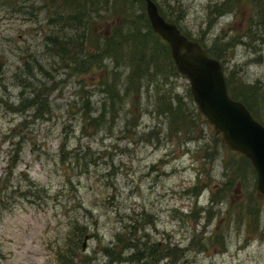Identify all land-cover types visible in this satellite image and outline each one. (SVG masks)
I'll return each mask as SVG.
<instances>
[{"label":"rangeland","instance_id":"rangeland-1","mask_svg":"<svg viewBox=\"0 0 264 264\" xmlns=\"http://www.w3.org/2000/svg\"><path fill=\"white\" fill-rule=\"evenodd\" d=\"M81 1L69 24L56 21L61 0H0V264H66L56 250L75 223L74 264H264L249 159L215 133L160 41L148 37L153 60L130 73L127 28L146 34L144 2ZM154 1L211 48L228 90H255L264 125V12L253 0Z\"/></svg>","mask_w":264,"mask_h":264},{"label":"water","instance_id":"water-1","mask_svg":"<svg viewBox=\"0 0 264 264\" xmlns=\"http://www.w3.org/2000/svg\"><path fill=\"white\" fill-rule=\"evenodd\" d=\"M149 25L169 46L177 71L189 81L190 93L200 113L220 134L228 148L240 152L256 172V189L264 195V125L227 89L221 62L210 55L198 40L183 34L167 20L154 0H144ZM87 235L81 250H85Z\"/></svg>","mask_w":264,"mask_h":264},{"label":"trees","instance_id":"trees-1","mask_svg":"<svg viewBox=\"0 0 264 264\" xmlns=\"http://www.w3.org/2000/svg\"><path fill=\"white\" fill-rule=\"evenodd\" d=\"M55 1L56 0H50V2H52V3H54ZM134 1H137V0H134ZM138 1L144 2V0H138ZM253 1H254V10H255L256 14L263 13L264 11L261 10V4L263 3V5H264V0H253ZM60 3H62V5L64 6V8L66 9L67 12L65 15H61L64 12L56 15L57 23H59V21L61 19H65L67 21V23H69V24L73 23V17H72L73 15H71V12H73L76 8H81V7L84 8L85 7L81 0H61ZM81 9H79L77 13L74 12V18L76 19V21L78 23L86 22L85 20L88 18V12H84ZM159 12H160V10H159ZM161 14L166 19H168L163 13H161ZM260 18L261 17L259 16V20H260ZM168 20L172 21L170 19H168ZM146 22H147L146 27H145L146 34H142L139 31V29L133 28L132 26L127 28L128 34L131 37L130 41L133 42V47L135 48V52L137 53V54L135 53L134 57H132V59H130V61H129V64L131 65L130 73L132 75H134V77H135V75H137L140 72V66L142 64H149L153 60V59L147 57L146 52H145L146 51L145 49L147 48L146 41L149 38H154V39H157L158 41H160L161 45H159V44L158 45L163 48L164 52H167L170 54L168 44L164 40L162 41V39L155 32L152 31L148 20ZM256 23L260 24L256 20V21H253L251 23V25H256ZM186 36L191 38L188 35H186ZM52 38H53L52 46H55L58 48V45H59L58 44V42H59L58 41V38H59L58 35H55ZM113 38L118 39L116 34ZM191 39H193V38H191ZM66 44L70 47L72 45V41H68V42H66ZM66 44L61 47V49L63 51L69 50V47L68 46L66 47ZM206 49L210 55L217 58V56L213 53L211 48H206ZM153 54L154 53L150 54V56H152ZM146 66H149V65H146ZM170 67L175 74H178V71H177L175 65H170ZM114 83H115V78L113 79V82L111 83L112 84V87H111L112 88V90H111L112 96L118 95V89ZM228 93L232 98L241 100L247 106V108L250 110V112L251 113L253 112L251 105L248 101V97H252L253 94L255 93V90L252 87H249V85H246L243 83V85L242 84L240 85V93L239 94H236L231 87H229ZM171 114L175 118H176V116L180 117L179 109L175 108ZM252 115L255 117V114L252 113ZM81 235H82V227L77 226L76 223L74 225H71V236L73 238H75L76 240L72 239V242L70 244H68L67 246L65 245L66 247L64 249L56 250V258H58L57 260L64 262L66 264H74L75 263L74 258L78 257V259H79V258H82L84 256L83 253L77 251V249H79V248H78V243L76 241L78 239H80ZM128 245L131 248H133L135 246L131 242ZM153 246H155V248L159 247L157 244H154ZM148 255H152L151 251L148 252ZM138 260H140V258Z\"/></svg>","mask_w":264,"mask_h":264}]
</instances>
